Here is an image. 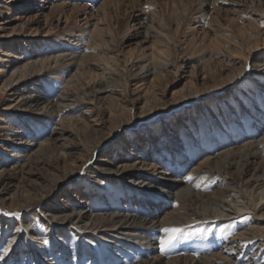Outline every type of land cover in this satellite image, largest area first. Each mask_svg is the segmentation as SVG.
<instances>
[{
	"label": "rangeland",
	"instance_id": "rangeland-1",
	"mask_svg": "<svg viewBox=\"0 0 264 264\" xmlns=\"http://www.w3.org/2000/svg\"><path fill=\"white\" fill-rule=\"evenodd\" d=\"M101 1L103 0L93 1L86 12L80 11L79 6L83 2L78 1V11L73 14V3L63 10L58 9L57 13L53 6L54 10H49L50 3L42 0H0V33L3 34L0 37V85L12 73L16 76L18 71L23 70L24 74L21 80L13 81L4 92H0V160L13 162L22 155L20 161L27 163L26 153L32 148L28 143H35L39 137L40 141L49 138L61 141L69 137L70 132L82 128L81 126H86L90 133L97 128L104 132L99 147L83 159L76 175L60 183L56 192L58 196H55V191L48 192L41 202L18 208H8L9 200L0 197L1 221L10 220L20 224L32 210L51 205L86 207L91 210L112 206L138 216L158 217L174 209H196V204L187 202L188 200L172 204L167 200L166 193H148L146 187L141 191L120 180L116 182L108 175L89 176L88 170L105 156L114 162L128 158L140 166L137 162L146 154L149 159L157 162V167L162 165L163 173H153L157 177H187L205 154L213 155L215 150L225 146V141L219 146L214 143L204 123L212 121L210 123L214 124L215 118L222 112L227 117L232 116L235 110L234 104V109L229 108L232 99L238 98L236 102L241 105V120H244L247 128L253 124L256 129L259 128L252 119L255 117L248 110L251 107L258 109L254 101L248 98L254 90L264 105V79L258 82L256 74L241 73L230 85L218 90L211 88L202 91L188 100L181 99V96L194 90H203L206 83L213 84L221 80V72L224 73L233 66L240 67L244 61L249 64L251 60L263 59V19L260 20L247 10L232 9L225 13L229 8L225 9L226 2L230 0H186L178 5H167L165 0H160V3L157 0H121L120 9L117 10L115 1L105 7L100 4ZM220 6L223 9L219 16L215 12ZM198 9H205L207 13L190 14ZM35 11L52 16L51 23L46 26L40 17L31 24L30 29L26 26L21 31L11 32L13 25L22 23ZM175 15L180 19L178 28L173 22ZM232 20L234 23H229ZM157 27L165 29L168 37L161 42L151 37L141 39L148 31L157 32ZM249 33L257 36L259 47L251 51L242 50L241 54L236 53L233 46ZM70 52L75 55L89 52L87 64L95 66L97 78L115 80L112 88L122 94L120 108L125 111V120L111 124V117L118 115L119 120H122L124 114L102 101L94 104L74 101V88L88 81V73L85 72L83 76L82 71L77 70L79 60L65 62L63 56ZM99 57H113V62L111 65L102 64L98 62ZM32 65L36 69L30 73ZM41 65L43 67L40 68ZM142 66H145L143 70L151 67L167 69L163 71L164 76L161 78L150 75L140 80L131 76L132 72ZM41 92L53 96V99L67 93L70 102L59 113L50 114H39L15 106L25 96ZM146 98L151 101L144 106ZM197 117L203 126L196 129L197 141L205 147V151H199L200 153L196 149V142L187 136L190 129L184 124L188 120L193 124ZM40 129H43L42 133ZM175 130L183 132L186 138L185 143L178 142L179 148L175 147V138L178 137ZM95 133H92L93 136ZM180 148H185L186 153L182 155ZM255 159L254 163L247 165L246 171L261 162L264 155ZM169 166L175 169L172 175H166L168 170H164ZM235 167L228 168L227 175L209 169L200 173L201 175L198 173L192 176H205L201 189L206 195H210L235 179ZM254 218L252 213H247L222 219L194 218L190 223L172 225L170 227L183 229L182 239L164 253L165 258H157L147 264H168L166 258L176 261V264H184L190 257L195 259L203 256L213 258V264H264V240L261 237L246 239L238 236V233L254 223ZM24 234L23 230L21 237ZM84 234L82 229L74 230L73 241L80 237L77 244L82 249L86 248L88 255L95 258H91L89 262L81 259L79 264H98V260H95L98 256L102 257L105 264H141L143 260V250L146 248L136 246L130 240L118 237L116 241H108L94 234L91 238L92 245ZM21 241L23 242L22 239ZM35 247L34 245L33 248ZM17 249L19 246L15 251ZM115 249L121 253H116ZM66 256L65 252L62 264H74L71 256ZM52 258L53 261L57 260V254ZM13 259L18 260L19 256L14 255Z\"/></svg>",
	"mask_w": 264,
	"mask_h": 264
},
{
	"label": "bare ground",
	"instance_id": "bare-ground-1",
	"mask_svg": "<svg viewBox=\"0 0 264 264\" xmlns=\"http://www.w3.org/2000/svg\"><path fill=\"white\" fill-rule=\"evenodd\" d=\"M78 1L83 2L82 5L79 6V8L81 7L80 11L86 12L87 9L93 5V1L95 0H53L54 3L52 1L42 0L44 3H50L49 10L55 9L57 13L58 9L63 10L65 6L73 3V14L78 11V5L80 4ZM113 1H115V9H120L121 0H103L100 4H104L105 7L108 3ZM183 1L186 0H165V4L170 5L171 3H177L178 5ZM157 3H160V0H157ZM52 6L54 9H52ZM222 9L223 7L220 6L216 9L215 13L220 16ZM225 9L223 10L225 13L230 12L232 9H234V11L247 10L251 14L257 15L260 20H264V0H230L226 2ZM205 11V9H198L197 11H191L190 14L201 13L205 15L207 13V11ZM40 17H42L43 23L46 26L51 23L50 20L52 16L48 14L43 15L35 11L26 17L22 23L13 25L10 30L11 32L16 30L21 31L26 26L30 29L31 24L33 22L35 23ZM173 22L176 28H178L180 24L179 17H173ZM229 23H234V21H229ZM1 29L2 27H0V30ZM157 30V32H146L141 39L146 40L151 37L155 39V41L161 42L165 37H168V33L165 29L157 27ZM32 31L35 33L37 32L35 29H32ZM115 32H117V30H115ZM2 35L3 34L0 33V37ZM96 35L97 32L94 33V36ZM257 41V36L249 33L233 47L236 53L241 54L242 50L248 49L251 51L259 47ZM99 51L102 52V49ZM89 56V52L76 53V55L70 52L68 55L63 56L65 62L79 60L80 65L77 67V70L79 72L82 71V75L85 72L89 74H87V82H82L80 87L74 88V101L89 104L102 101L104 104L112 107V109H116L117 112L120 110V113L124 114L122 115V120H119L118 115L111 117V124L125 120V111H121L120 108L122 94L119 90L112 88V84L113 82L115 83V80L106 81L102 78H97V74L94 73L95 66L87 64ZM100 58L102 57L98 58V62L102 64L111 65L110 63L113 62V57H111V59ZM35 67V65H32L29 72L31 73L33 69H36ZM41 67L43 66L41 65L40 68ZM144 67L145 66H142L137 71L132 72L131 76H135L140 80H144L150 75L161 78L164 76L163 71L167 69V67H151L143 70ZM218 70L216 72H218ZM219 71L221 72V70ZM22 72L23 70L20 72L18 71L16 76H14L13 73L10 74L9 77L1 83L0 92H4V89L7 86H11L13 81L21 80V76L24 75ZM246 72H250L253 75L256 74L255 77L257 81L262 82L264 79V58L254 61L251 60L249 64L244 61L240 67L233 66L227 69L226 72H221L223 74L220 73V75L223 76L221 80L219 79L213 84L206 83L203 90H194L189 94H184L181 96V99L188 100L197 93L210 90L211 88L213 90H218L225 85H230L241 73ZM207 73L208 72L205 74ZM208 76L209 74H207L206 77ZM253 92L254 93H251L252 95H249L248 98L254 101V105L258 109L256 110L251 107L248 110L252 113V116L255 117L252 119L257 122L258 129L254 127V124L248 129L244 120H241V105L239 102H236L238 98L232 99L230 103L228 102L229 108L234 109L232 104L235 105L234 114L232 113V116L227 117L224 112H222L223 114L215 118L214 124L210 123L212 121H205L204 123L208 133H210L209 136L215 141L214 143L216 145L219 146L223 141H225L226 144L225 146L223 145V148L215 150L213 155L210 154L207 156V154H205L204 158L200 160L199 165L189 176L193 174L197 175L198 173L201 175L200 173L207 172L209 169H214L227 175L229 174L228 168L236 166L234 172L235 179L227 182L225 186L213 194L206 195L202 189L193 187V184L189 183L186 177H157L153 173H155V171H157V175L163 173L162 165L157 167V162L152 158L149 159V156L147 157L146 154H143L140 161L137 162L141 164L140 166H138L136 162L130 161L128 158H122L114 162L105 156L97 160L94 166L90 167L88 170L89 176L93 175L94 177H100L108 175L113 177L116 182L120 180L141 191L146 187L148 188V193H151L150 191H153L155 195H157V193H166L167 200L172 204L181 200H188L187 202L196 204V209L188 211H176L174 209L170 213L158 217L150 215L138 216L135 213L125 212L117 207L114 209L112 206H104L102 209L97 210H91L86 207L76 208V206L67 205L63 207H61V205H51L44 207V209L38 208V210H32L26 215L20 224L17 222H10V220H0V264H62V260L65 258V252L68 257L71 256L70 259L74 264H79L81 259H83L84 262H89V260L91 258L94 259L95 256H89L87 249H82L79 244H77L78 241H80V237L76 240L77 242L73 241V233L74 230L77 231V229H82L84 231V236L92 245L93 241L91 238H93L92 236L94 234H97L98 237L108 241H116L115 239L121 237L130 240L136 246L145 247L146 249L143 250L144 255L141 264H147L151 260L162 257L165 258L164 253H161L159 247V238L164 235V233L160 231L163 227L190 223L194 218L222 219L230 218L232 215L236 214L242 215L247 213H252V216H255L254 223L249 228L238 233V236L246 239L261 237L264 240V159L261 160V162H257V165L252 169H247L246 171L248 164L254 163V161H256L255 158L264 155V105L259 97L256 96L255 90ZM46 94L47 93L41 92L34 96H25V98L18 101L15 106L17 108L29 109V111L39 114H50L51 112L59 113L67 107L70 102L67 93H63L55 99H53V96ZM152 99H154V97H152ZM149 101H151V99L146 98L144 106L149 105ZM114 117L118 120H115ZM188 121L184 123L185 126L190 129L187 136H189L192 141L196 142L195 146L198 152H204L205 147L201 142L197 141L196 137V129L203 127L200 125V118L197 117L193 124ZM81 127L82 128L76 129L75 132H70L69 137L67 136L61 141L57 139L52 140V138L40 141L39 137L35 143L29 142L28 144L32 145V148L28 149V153H26L27 163L20 161L22 155H19L18 160L13 162L0 160V197L9 200V204H7L8 208H18L39 203L48 195V192L55 191L56 193L61 182L67 181L71 176L76 175L78 169L82 166L81 162L83 159L89 156V152L99 147V143L104 136V132L101 128L95 129L92 133L96 132V135L93 136V134L87 130L86 126ZM40 132L42 133L43 129H40ZM174 133L178 136L175 138V147L179 148L178 142L183 144L186 142V138L183 136V132L180 133V131L175 130ZM95 138L96 140H94ZM76 149L79 150L75 151ZM133 152H135V150H133ZM180 153L182 155L185 154V148H180ZM131 154L134 155L135 153H130V155ZM169 167L168 169H164L168 170L166 175L175 173V169ZM147 170L149 171L147 172ZM55 196H58L57 193ZM206 204H208V207H205ZM23 230L26 234L21 237ZM78 234H80V232H78ZM45 241H47V243H45ZM34 245L36 246L35 249L33 248ZM17 246H19V249L15 251ZM25 247H28V249H25ZM115 251L118 254L121 253L118 249H115ZM56 254L58 259L53 261L52 256ZM14 255H18L19 259L14 260ZM212 259L205 256L195 259L190 257L184 264H213ZM95 260H98V264H105L101 256H98V259ZM166 262L168 264H176V261L167 258Z\"/></svg>",
	"mask_w": 264,
	"mask_h": 264
},
{
	"label": "snow or ice",
	"instance_id": "snow-or-ice-1",
	"mask_svg": "<svg viewBox=\"0 0 264 264\" xmlns=\"http://www.w3.org/2000/svg\"><path fill=\"white\" fill-rule=\"evenodd\" d=\"M186 180L193 184V187L201 189V185L204 183V177H193L187 176ZM164 233L163 236L159 238V247L161 253H166L168 249L174 247L181 239L183 235V229L178 227H163L160 229ZM47 243V241H45Z\"/></svg>",
	"mask_w": 264,
	"mask_h": 264
}]
</instances>
